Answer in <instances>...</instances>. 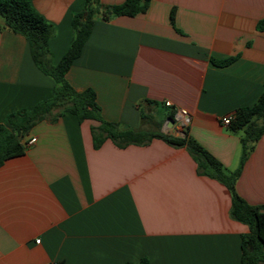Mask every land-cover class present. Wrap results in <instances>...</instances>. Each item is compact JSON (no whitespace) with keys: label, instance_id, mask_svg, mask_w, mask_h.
<instances>
[{"label":"crops","instance_id":"0c3cea01","mask_svg":"<svg viewBox=\"0 0 264 264\" xmlns=\"http://www.w3.org/2000/svg\"><path fill=\"white\" fill-rule=\"evenodd\" d=\"M84 2L31 0L54 26V64ZM261 20L264 0H150L134 16L98 14L66 77L76 91L94 90L106 120L147 128L145 110L162 132L193 137L232 171L242 131L221 118L254 105L264 89ZM230 57L223 66L212 61ZM56 85L25 36L0 29V123L51 98ZM180 109L187 123L175 118ZM98 124L69 111L44 118L24 137L25 152L0 164V264H241L249 227L231 216L223 182L200 173L186 146L162 138L125 146L108 138L96 147ZM235 186L264 205V133Z\"/></svg>","mask_w":264,"mask_h":264},{"label":"trees","instance_id":"16d2710c","mask_svg":"<svg viewBox=\"0 0 264 264\" xmlns=\"http://www.w3.org/2000/svg\"><path fill=\"white\" fill-rule=\"evenodd\" d=\"M149 2L150 0H125L109 6L101 3V0H85L82 8L72 15L73 37L70 46L60 61L54 64L49 48L54 26L35 10L31 0H0V29H8L25 36L34 62L57 82L51 98L39 101L33 108L11 112L0 123V164L7 158L25 152L23 139L37 122L50 116L54 118L64 111L73 113L80 122L85 119L99 122L92 127L93 143L96 147L108 138L120 146H125L131 143L146 144L155 137L174 145L186 146L196 159L200 173L220 180L229 188L232 197L231 216L249 227V231L242 236L241 264H264V205L248 203L235 186L245 161L264 133V89L254 105L236 110L229 125L234 131H242V152L238 167L227 171L223 164L193 137H175L162 132L161 122L156 121L153 114L145 110H141L143 121L154 124L155 128H135L106 120L102 116L94 90L88 88L76 91L67 80L66 74L74 60L80 56L98 14H101L104 20L113 15L134 16L144 12ZM175 18L176 9L173 8L172 23H175ZM258 28L264 29V20L258 23ZM234 59L235 57H230L212 61L223 66ZM147 263L148 260L143 258L141 264Z\"/></svg>","mask_w":264,"mask_h":264},{"label":"built area","instance_id":"2783aa9c","mask_svg":"<svg viewBox=\"0 0 264 264\" xmlns=\"http://www.w3.org/2000/svg\"><path fill=\"white\" fill-rule=\"evenodd\" d=\"M167 104H169V102H167ZM188 111L186 109H180L179 112L177 114H175V118L177 120H183L185 123H187L189 120H188ZM235 117V114H229V115H225L221 118V122L223 125L225 126H229L232 122V120L234 119ZM36 140V138H31L27 144H31V143H34ZM39 241V240H37Z\"/></svg>","mask_w":264,"mask_h":264},{"label":"water","instance_id":"95a60500","mask_svg":"<svg viewBox=\"0 0 264 264\" xmlns=\"http://www.w3.org/2000/svg\"><path fill=\"white\" fill-rule=\"evenodd\" d=\"M175 122V118L172 116L167 117V125L171 126Z\"/></svg>","mask_w":264,"mask_h":264},{"label":"rangeland","instance_id":"374dc122","mask_svg":"<svg viewBox=\"0 0 264 264\" xmlns=\"http://www.w3.org/2000/svg\"><path fill=\"white\" fill-rule=\"evenodd\" d=\"M145 125H146L147 128H155L154 124L149 123V122H147V124H145Z\"/></svg>","mask_w":264,"mask_h":264}]
</instances>
